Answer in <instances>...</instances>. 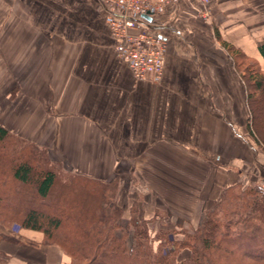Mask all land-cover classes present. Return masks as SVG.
Returning a JSON list of instances; mask_svg holds the SVG:
<instances>
[{
    "label": "crops",
    "instance_id": "1",
    "mask_svg": "<svg viewBox=\"0 0 264 264\" xmlns=\"http://www.w3.org/2000/svg\"><path fill=\"white\" fill-rule=\"evenodd\" d=\"M208 7L209 20L198 0H180L161 15V72L138 79L116 55L99 0H0V126L88 178L121 180L131 171L143 196L138 216L156 227L199 226L256 157L244 86L214 28L264 64L256 48L264 42V0ZM0 230L5 264L69 261L39 231Z\"/></svg>",
    "mask_w": 264,
    "mask_h": 264
},
{
    "label": "trees",
    "instance_id": "2",
    "mask_svg": "<svg viewBox=\"0 0 264 264\" xmlns=\"http://www.w3.org/2000/svg\"><path fill=\"white\" fill-rule=\"evenodd\" d=\"M215 35L232 58L247 59L217 29ZM256 48L264 59V42ZM233 65L237 71L236 61ZM242 79L248 117L253 119L257 106L253 110L251 100L264 94V71L251 62ZM246 127L255 135L251 120ZM257 141L264 143L261 136ZM8 178L30 185L33 193L9 194L4 190ZM116 180H95L64 169L61 162L50 160L47 149L0 126V228L16 224L41 232L45 241L68 255L66 264H264L262 186L224 187L194 229L153 230L152 220L139 217L136 210H130L126 226L120 224L123 208L117 204ZM3 236L0 230V240ZM183 249L189 257L178 260ZM5 261L0 253V264Z\"/></svg>",
    "mask_w": 264,
    "mask_h": 264
},
{
    "label": "built area",
    "instance_id": "3",
    "mask_svg": "<svg viewBox=\"0 0 264 264\" xmlns=\"http://www.w3.org/2000/svg\"><path fill=\"white\" fill-rule=\"evenodd\" d=\"M180 0H99L105 10V22L114 39L116 55L138 79L159 75L167 40L161 28V15ZM200 14L210 13L209 0ZM148 16L149 19L145 18Z\"/></svg>",
    "mask_w": 264,
    "mask_h": 264
},
{
    "label": "rangeland",
    "instance_id": "4",
    "mask_svg": "<svg viewBox=\"0 0 264 264\" xmlns=\"http://www.w3.org/2000/svg\"><path fill=\"white\" fill-rule=\"evenodd\" d=\"M209 3H210V0H209ZM201 5H202V3H201ZM200 16H202V18L205 20H209L212 17L211 13H209L205 17L202 14H200ZM215 29L216 28H214V37L217 40V42L219 43V45L226 51V49L222 46L220 40L216 37ZM247 56H248L247 59H244L241 57L238 58V56L232 58L229 55L232 62L236 61V64L238 66L237 73L241 78V82H242L243 86H244V82L242 79V72L244 71V67L246 65L250 64L251 62H255L256 65L264 71V64H262L255 57H252L249 55H247ZM235 69H236V67H235ZM244 91H245V86H244ZM245 97H246V91H245ZM254 98H255L254 100H251L252 108H253V110H254V106H257V108L253 112V119L248 117V114L250 112L248 110V105H247L246 99H245V103H246V107H247V117L245 120V131L247 134L246 135L247 136V142L250 145L249 148L252 149V151H251V149H250V151L253 152L254 156H256V157L254 159V162H252V164H253L252 167L247 168V169L245 168L246 170H241L243 174L237 172L238 177L242 180H240V181L237 180L236 182L231 183L229 185H234V184L243 185V186L260 185L264 188V143L262 144V142L259 143L257 141L258 138L260 139V136L264 140V94L258 93V94H256V96ZM254 102H255V105H254ZM247 118L249 120H251L252 128L254 130L255 135L250 134L247 127H246V123L248 120ZM256 135H257V137H256ZM48 155H49L50 160L55 161V159L51 156V154L49 152H48ZM62 167H64V169H69L64 164H62ZM116 181H117V186H116L117 204L119 206H121L123 209L125 208V211H127L129 209V216H130V210H136V212L138 214V211H139V206H138L139 203L138 202H141L143 200L142 194L139 195V191L137 189V188H139L140 183L138 182V180L135 178V176L132 174L131 171H130V173L123 176L121 180L117 179ZM241 183H243V184H241ZM229 185H227V186H229ZM4 190L6 192H8L9 194L10 193L13 194L12 192H14V191L20 192L22 194H23V192L24 193L28 192L27 195H31V193H33V188L30 185H27V186L22 185L21 186L18 182L14 181V180L10 179V181H9V178H8V185L4 186ZM68 193H69V191H68ZM121 194H123V195L120 197ZM213 201H212V203H213ZM212 203L209 206H211ZM203 214H204V212H203ZM193 218H194V224L193 225H195L197 223L196 220H198L199 216H194ZM120 222L121 223L123 222V224L126 223L125 225L120 223L122 226H126L128 223V220H126V218L121 219V217H120ZM151 224L154 225L152 227L153 230H156L158 228V227H156L157 224H155L153 221ZM11 226H9V227H11ZM171 228H174V227H171ZM184 228H186V227H184ZM192 229H194V228H192ZM128 232L131 233V228H130V230H128Z\"/></svg>",
    "mask_w": 264,
    "mask_h": 264
},
{
    "label": "bare ground",
    "instance_id": "5",
    "mask_svg": "<svg viewBox=\"0 0 264 264\" xmlns=\"http://www.w3.org/2000/svg\"><path fill=\"white\" fill-rule=\"evenodd\" d=\"M182 160V159H181ZM183 161V160H182ZM189 161V160H188ZM187 163V162H186ZM188 164V163H187ZM241 184H243V183H241ZM231 186V185H230ZM228 187V186H227ZM220 195V194H219ZM214 204V203H213ZM209 210V209H208ZM180 226V225H179Z\"/></svg>",
    "mask_w": 264,
    "mask_h": 264
},
{
    "label": "water",
    "instance_id": "6",
    "mask_svg": "<svg viewBox=\"0 0 264 264\" xmlns=\"http://www.w3.org/2000/svg\"><path fill=\"white\" fill-rule=\"evenodd\" d=\"M145 18L149 19L148 16H145Z\"/></svg>",
    "mask_w": 264,
    "mask_h": 264
}]
</instances>
